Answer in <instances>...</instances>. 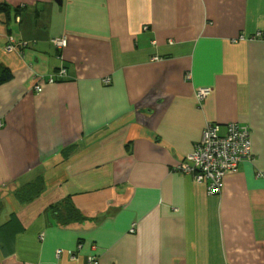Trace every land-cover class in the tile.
Returning a JSON list of instances; mask_svg holds the SVG:
<instances>
[{
  "label": "crops",
  "instance_id": "obj_1",
  "mask_svg": "<svg viewBox=\"0 0 264 264\" xmlns=\"http://www.w3.org/2000/svg\"><path fill=\"white\" fill-rule=\"evenodd\" d=\"M0 2L43 14L0 20V264H264V0ZM232 122L253 156L209 193L176 165Z\"/></svg>",
  "mask_w": 264,
  "mask_h": 264
},
{
  "label": "built area",
  "instance_id": "obj_2",
  "mask_svg": "<svg viewBox=\"0 0 264 264\" xmlns=\"http://www.w3.org/2000/svg\"><path fill=\"white\" fill-rule=\"evenodd\" d=\"M53 42L57 46H62L65 44V38L54 37ZM13 49L12 44L9 43L7 50ZM36 89L39 90L40 87ZM207 91L206 87L200 88L199 97ZM252 156L251 138L247 125L232 122L228 125L226 133L220 135L219 125L208 123L200 139L194 143L192 151L176 165V169L190 175L196 182L204 184L209 193H217L223 188L224 177L236 173L240 163L251 159ZM92 262L96 261L93 259Z\"/></svg>",
  "mask_w": 264,
  "mask_h": 264
},
{
  "label": "trees",
  "instance_id": "obj_3",
  "mask_svg": "<svg viewBox=\"0 0 264 264\" xmlns=\"http://www.w3.org/2000/svg\"><path fill=\"white\" fill-rule=\"evenodd\" d=\"M40 5L41 4H38V5L34 4V5L29 6V7H28V5H24V7H21V6L10 7L8 4H6L4 2H0V20L4 24H7L9 26L12 13L15 12L16 14H18L23 9L29 10L30 8H33V12H34L36 21H38V20L41 21L43 18V14H42L41 9H39ZM30 10H32V9H30ZM11 27L12 26H10L8 28L9 31H11ZM64 71H65L64 69H59V71H57L58 75L55 74V76H50L48 80H52V81L57 80L59 77H61V74H63ZM12 76H13V74H12L11 69L5 65L0 64V83L6 81L8 79H11ZM240 165H241V163H240ZM240 165H239V168H240ZM40 189H41V186L39 183L37 184L35 182H31V183H28L25 186L21 187L20 189L16 190V196L21 201H24V200L28 201V200L34 199L33 196L38 194ZM50 209L52 210V212L58 210L59 212L57 213V218L64 223L69 221V220H77V219L81 218V214L73 206L71 200L69 199V196L64 198L62 201H59L56 204L51 205L49 210Z\"/></svg>",
  "mask_w": 264,
  "mask_h": 264
},
{
  "label": "rangeland",
  "instance_id": "obj_4",
  "mask_svg": "<svg viewBox=\"0 0 264 264\" xmlns=\"http://www.w3.org/2000/svg\"><path fill=\"white\" fill-rule=\"evenodd\" d=\"M14 48V47H13ZM4 49L7 51V52H10V50H7V45H6V47H4ZM222 132V131H221ZM226 133V132H225ZM224 133V134H225ZM221 134V133H220Z\"/></svg>",
  "mask_w": 264,
  "mask_h": 264
}]
</instances>
